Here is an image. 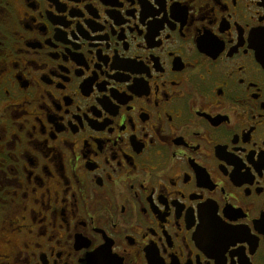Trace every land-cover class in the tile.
<instances>
[{
  "label": "flooded vegetation",
  "instance_id": "flooded-vegetation-1",
  "mask_svg": "<svg viewBox=\"0 0 264 264\" xmlns=\"http://www.w3.org/2000/svg\"><path fill=\"white\" fill-rule=\"evenodd\" d=\"M262 36L264 0H0V264H264Z\"/></svg>",
  "mask_w": 264,
  "mask_h": 264
},
{
  "label": "snow or ice",
  "instance_id": "snow-or-ice-1",
  "mask_svg": "<svg viewBox=\"0 0 264 264\" xmlns=\"http://www.w3.org/2000/svg\"><path fill=\"white\" fill-rule=\"evenodd\" d=\"M262 40H264V36H262ZM214 41H215V38L214 37H210L209 40H208V43L212 44V43H214Z\"/></svg>",
  "mask_w": 264,
  "mask_h": 264
}]
</instances>
